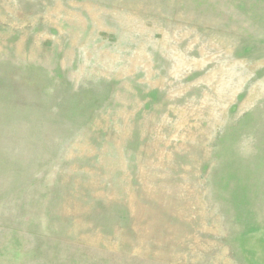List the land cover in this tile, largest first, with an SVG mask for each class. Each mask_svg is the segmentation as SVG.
Returning <instances> with one entry per match:
<instances>
[{
    "label": "rangeland",
    "instance_id": "1",
    "mask_svg": "<svg viewBox=\"0 0 264 264\" xmlns=\"http://www.w3.org/2000/svg\"><path fill=\"white\" fill-rule=\"evenodd\" d=\"M0 264H264V0H0Z\"/></svg>",
    "mask_w": 264,
    "mask_h": 264
},
{
    "label": "trees",
    "instance_id": "2",
    "mask_svg": "<svg viewBox=\"0 0 264 264\" xmlns=\"http://www.w3.org/2000/svg\"><path fill=\"white\" fill-rule=\"evenodd\" d=\"M63 111H64L63 108L59 107V108H56V110H53V114H55L56 117L57 116L61 117V116H63V113H64ZM53 117H55V116L53 115Z\"/></svg>",
    "mask_w": 264,
    "mask_h": 264
}]
</instances>
